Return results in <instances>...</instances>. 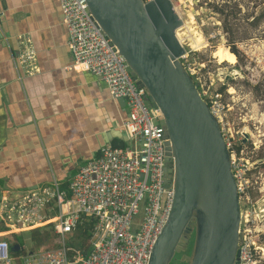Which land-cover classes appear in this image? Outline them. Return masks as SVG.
Instances as JSON below:
<instances>
[{"label": "built area", "instance_id": "1", "mask_svg": "<svg viewBox=\"0 0 264 264\" xmlns=\"http://www.w3.org/2000/svg\"><path fill=\"white\" fill-rule=\"evenodd\" d=\"M57 1L71 65L97 75L111 97H123L127 115L120 129L126 142L100 146L96 155L78 166L65 186L52 178L11 192L0 190V264H146L173 195L171 183L164 184L167 138L158 122L160 110L148 102L144 87L135 82L125 59L95 22L85 0ZM18 41L15 60L30 73L37 69L34 49L28 36H19ZM183 66L193 77L192 70ZM224 142L241 199L247 179L235 163L229 143ZM83 222L90 225L84 251L69 242L76 226ZM39 227L48 228L51 245L24 248L22 238L18 243L10 237ZM239 227L235 264H258L261 243L248 227L241 226V221Z\"/></svg>", "mask_w": 264, "mask_h": 264}, {"label": "water", "instance_id": "2", "mask_svg": "<svg viewBox=\"0 0 264 264\" xmlns=\"http://www.w3.org/2000/svg\"><path fill=\"white\" fill-rule=\"evenodd\" d=\"M85 2L135 82L144 87L148 102L160 110L158 122L167 138L164 184L171 183L173 195L146 264H169L191 232L185 264H235L240 200L230 154L218 121L179 59L183 47L175 28L181 18L170 0ZM117 99L124 105L123 97Z\"/></svg>", "mask_w": 264, "mask_h": 264}, {"label": "crops", "instance_id": "3", "mask_svg": "<svg viewBox=\"0 0 264 264\" xmlns=\"http://www.w3.org/2000/svg\"><path fill=\"white\" fill-rule=\"evenodd\" d=\"M37 69L15 60L19 36ZM125 106L88 70L71 65L57 0H0V190L55 178L65 186L105 143L124 144Z\"/></svg>", "mask_w": 264, "mask_h": 264}, {"label": "rangeland", "instance_id": "4", "mask_svg": "<svg viewBox=\"0 0 264 264\" xmlns=\"http://www.w3.org/2000/svg\"><path fill=\"white\" fill-rule=\"evenodd\" d=\"M171 3L181 18L177 29L183 47L180 61L192 70L247 179L239 199L240 221L261 243L258 264H264V0ZM34 236L40 242L31 241ZM10 237L14 239L13 234ZM18 237L24 248L53 243L46 227L22 231ZM192 239L193 232L171 258L173 264H185L183 254L190 252Z\"/></svg>", "mask_w": 264, "mask_h": 264}, {"label": "trees", "instance_id": "5", "mask_svg": "<svg viewBox=\"0 0 264 264\" xmlns=\"http://www.w3.org/2000/svg\"><path fill=\"white\" fill-rule=\"evenodd\" d=\"M230 51H232L234 54L236 52V50L233 47L230 48ZM197 87H198V84H197ZM222 88H223V86L221 88H218V89L221 90ZM207 103H208V101H207ZM89 226L90 225H89L88 222H83V223L78 224L76 226V228H75V234H73V237L69 241L73 245L78 246V247H81L83 251L86 250V245H87L86 240H87V237H88V229H89ZM2 227L3 226L0 225V229ZM33 230H35V229H33ZM13 235H14L15 240L18 243H20L21 242L20 241L21 238L18 237V234H13ZM31 239H32L31 241H33L34 243H38L41 240L40 238L35 237V236L32 237ZM18 250H19V248H18ZM169 264H173L172 261H170Z\"/></svg>", "mask_w": 264, "mask_h": 264}, {"label": "bare ground", "instance_id": "6", "mask_svg": "<svg viewBox=\"0 0 264 264\" xmlns=\"http://www.w3.org/2000/svg\"><path fill=\"white\" fill-rule=\"evenodd\" d=\"M174 7V6H173ZM186 21V20H185ZM185 26V25H184ZM179 27L180 26H177L176 28H175V36L177 37V39L179 40V38H178V31L179 30H177V29H179ZM181 30V29H180ZM184 39V38H183ZM262 251H263V249H262V246H261V254L263 255V253H262Z\"/></svg>", "mask_w": 264, "mask_h": 264}]
</instances>
